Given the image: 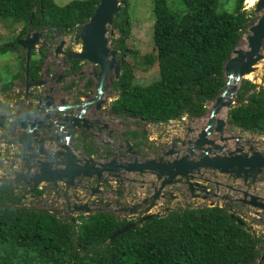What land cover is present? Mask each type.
<instances>
[{"label": "trees", "instance_id": "trees-1", "mask_svg": "<svg viewBox=\"0 0 264 264\" xmlns=\"http://www.w3.org/2000/svg\"><path fill=\"white\" fill-rule=\"evenodd\" d=\"M245 1L236 0L229 12L220 8L221 0H153L154 53L146 61L157 65L159 77L143 85L136 81L134 63L127 60L138 52L128 46L131 3L122 0L114 20L119 36L113 42L121 51L123 69L120 79L113 80L117 98L111 113L153 125L204 115L207 102L226 85V61L255 21ZM35 2L33 29L70 34L93 16L99 0H74L63 6L55 0H0V18L25 24L19 37L0 44V53L22 55L23 82L25 53L18 40L27 33ZM48 51L47 46L39 48L42 59L31 61L29 80L41 77ZM68 64L64 74L81 69L79 61ZM228 115L230 125L264 135V88L257 90L256 84L243 80ZM124 133L133 145L144 143L138 140L145 131ZM24 206L12 185L0 184V264H258L261 258L259 237L237 222V213L219 204L173 208L143 224L139 216L97 212L67 217ZM134 223V228L110 240L120 228Z\"/></svg>", "mask_w": 264, "mask_h": 264}, {"label": "water", "instance_id": "water-1", "mask_svg": "<svg viewBox=\"0 0 264 264\" xmlns=\"http://www.w3.org/2000/svg\"><path fill=\"white\" fill-rule=\"evenodd\" d=\"M36 3L26 36L18 40L26 53L23 109L0 114V121H5L0 132H12L6 143L20 151L23 164L22 169L14 174L0 176V184L12 185L16 191L22 189L24 200L33 198L34 190L41 185L53 187L58 199L61 198L58 191L62 189L63 202L67 203L65 210L73 216H89L97 212H113L120 217L141 215L139 224H143L163 214L155 211L165 209L166 201L180 203L186 197L191 201L207 202L210 207L229 204L230 208L239 209L241 217L237 222L242 226H246L242 219L252 216L264 218V148L258 147V142L248 136L226 134L227 122L217 118L222 108L230 110L234 106L243 80H248L247 75L256 73L258 65L264 61V0H257L253 6L258 17L249 25L248 34L244 36L246 49L240 48V40L224 65L226 85L213 100L205 127L200 130L191 126L182 127L180 132L170 137V146L164 145L165 150L155 156L140 158L133 145L126 141L120 146L118 154L108 159L87 155L83 148L77 149L73 143L78 130L89 131L93 124L100 123L98 119L90 121L86 115L93 107L97 111L102 109L106 102L104 96L113 79L121 77V51L114 47L113 39L117 37L114 20L123 2L99 0L93 16L76 26L74 41L81 46L80 51L66 50L65 33L60 34L61 38L54 47L56 58L63 55L67 63L79 61L98 66V72L94 74V96L77 103H69L62 98L60 105H56L49 94L41 97L39 91L33 104L29 99L31 89L45 85L43 73L36 81L27 78L32 51L48 45L50 39L45 37L48 34L46 29L32 28ZM64 76L58 74L56 81H61ZM51 78L53 80L55 76ZM12 107L15 108L16 103ZM215 134L217 138H214ZM254 135L263 140L264 135ZM122 150L131 156L129 160L120 156ZM14 168L10 166L11 170ZM104 181L114 186L112 197L105 191ZM122 183L137 186L138 196L129 190L122 196L116 194ZM75 186L77 191L89 192L85 200H80L77 193L68 194ZM93 198L96 200L92 201ZM103 202L110 204L103 205ZM24 207L35 209L29 205ZM47 210L56 216L65 211L58 205L48 206ZM135 226L136 223L120 228L110 240Z\"/></svg>", "mask_w": 264, "mask_h": 264}, {"label": "rangeland", "instance_id": "rangeland-1", "mask_svg": "<svg viewBox=\"0 0 264 264\" xmlns=\"http://www.w3.org/2000/svg\"><path fill=\"white\" fill-rule=\"evenodd\" d=\"M74 0H55V2L58 5H66ZM236 0H221L220 8L225 7L229 12L233 11L235 6ZM130 16H131V24H132V35L131 38L128 41V46L138 52V55L135 58L128 57L127 60L133 64L135 67V74H136V81L143 85H149L150 83L154 82L158 79L159 73H158V67L156 64H149L146 61V57L154 53V39H153V32H154V14H153V0H130ZM244 7L247 11L253 12L255 19L258 17L254 13L253 6H249V4L244 2ZM223 10V9H220ZM12 21L11 19L4 20L0 18V44L5 43L7 41H11L13 39H16V37H19L21 35V30L24 28V22H16ZM117 31V30H116ZM54 33V32H53ZM248 34V30L244 31L242 33V42H246L244 36ZM55 38H58L56 40L53 39V42L49 44L50 50L48 51L47 55L44 59V68H43V80L45 81V85L40 88H34L29 91L35 93L36 91L45 92V94H49L52 98L55 99L56 105H60L61 99H66L69 103H77L80 101H85L88 98H92L95 94V85L96 80L94 78V74L98 72V66L89 64L87 62H80L81 69L83 73L80 74L79 72L75 74H65V77H63L62 81L59 83L50 81L51 76L54 75L55 79H57L58 74H64V72L69 69V65L66 62L63 55H60L59 58H56L53 53L54 45L59 42V39L61 38V35L55 34ZM74 33L70 34H64L63 38L67 40V45L65 47L66 50L73 49L74 51H80L81 46L76 45L74 41ZM117 36H119V32L117 31ZM241 45V44H240ZM32 60H34V57L36 54H33ZM35 58L42 59V56L39 55ZM23 61H22V55L18 52L10 51L7 53H0V88L3 87L6 89L5 92H0V109H4V111H10L11 106H5L2 102L10 99V92H8V89L14 86V89L11 90L12 94L14 95V102L16 103V100L19 102H22L24 98L25 93V83L21 79V75L23 72ZM26 65V62H25ZM30 66V65H29ZM257 67V66H256ZM247 78V76H246ZM251 82H254L260 86L264 87V61H262L258 67L257 72L251 74L250 78H247ZM74 83V84H73ZM73 84V86H71ZM70 86V87H69ZM47 90V91H46ZM117 93L113 91L112 86L108 89L106 92L104 99L106 100L105 104L103 105L102 109L100 111L95 110L93 107L92 110H89L86 118L90 121H93L96 119V117H99V120L102 124L94 125L93 128L87 132V130L81 129L78 130L75 134L74 143L73 145L77 148H81V142L80 138L83 134H89L93 135L91 138H89V141L92 142L97 150H101V152L98 155H93L99 159L104 158H111L115 154H112L115 150H120V145L125 143V140H129L133 142V139L131 137L125 136L124 132L129 130H139L146 132L145 137H139V140H143L144 144H148L149 151H153L154 149H157V147L160 146H170L169 139L170 137H174L176 133L180 132V129L182 127L191 126L192 128L196 130L203 129L205 127V124L207 123L208 119V110L211 109V106L213 105L214 101H209L206 104L207 111L204 115L200 117H188L185 116L181 120H175L171 121L168 124H160V125H151L148 123L136 121L135 119H128V118H122L114 116L111 113V104L112 102L117 98ZM30 99V97H29ZM21 100V101H20ZM31 101V100H30ZM237 101V99H236ZM12 103V104H13ZM33 104V102H30ZM8 104V103H7ZM10 105V104H9ZM236 103L234 104V106ZM0 110V111H1ZM98 116H97V115ZM221 115V114H220ZM220 118L225 119L227 122V126L225 128L226 134H241L248 136L249 138L255 140L257 143V146L260 148H264V137L263 140H261V137L255 136L251 133L242 132L240 129L235 128L228 124V116H222ZM107 125L106 129H101V126ZM91 133V134H90ZM218 135H214V138H217ZM138 140V141H139ZM229 144H234L233 142H230ZM147 147V146H145ZM54 148H57V146L54 145ZM143 150L142 148H140ZM136 150V149H135ZM156 154H149L148 156H155ZM123 157V159L129 160L131 156L129 154H123L120 155ZM140 158H144L145 156H139ZM147 157V156H146ZM6 159V158H5ZM4 160L2 157H0V169H3V175H8L9 171H4ZM6 163V162H5ZM2 176V175H1ZM106 184V183H105ZM44 186V185H43ZM123 188L120 190L118 189L119 193H124L126 190H129L130 192L135 193V196H138V187L134 185H126L124 183L121 184ZM106 190H108L109 195H114V187L111 188V186L107 185L104 186ZM46 194L49 193L50 188L45 187L44 190ZM17 194H21V191H16ZM143 193V192H142ZM141 193V194H142ZM106 195V194H103ZM181 195V194H180ZM85 197H83L84 199ZM55 202L52 199V203ZM51 204H48V199L43 197H39L36 199H27L24 201V204L30 205V206H36L40 209L48 208V206H52ZM109 203V202H108ZM220 203V202H219ZM104 205H107V202L103 203ZM209 205L207 202H201V201H191L190 199H187L186 197H183L181 199L180 203L178 202H167L165 203V209L159 208L156 209L155 212H164L167 210H171V208H179V207H186V206H193L192 208H196L198 206H204ZM221 205V204H220ZM196 206V207H195ZM228 206V207H227ZM227 209L232 213H237L239 215L241 212L239 209H232L230 208L229 204H226ZM202 208V207H198ZM109 213V212H107ZM112 214L118 215L116 213L110 212ZM69 213H63L61 216H67ZM240 216V215H239ZM241 217V216H240ZM246 226L249 230L252 231V233L259 237L260 239V247L263 248V242H264V220L261 218H258L257 216L248 217L247 219H244Z\"/></svg>", "mask_w": 264, "mask_h": 264}, {"label": "flooded vegetation", "instance_id": "flooded-vegetation-1", "mask_svg": "<svg viewBox=\"0 0 264 264\" xmlns=\"http://www.w3.org/2000/svg\"><path fill=\"white\" fill-rule=\"evenodd\" d=\"M47 37H49V38H53L52 36L54 35V33H52L51 31H49V33L48 34H45ZM45 36V37H46ZM49 42H51L50 40H49ZM49 49H50V47H49ZM41 53L40 52H38V55H40ZM69 65V64H68ZM70 68V67H69ZM28 78V77H27ZM55 80L56 79H53L52 80V78L50 79V81H52V82H55ZM57 80H58V78H57ZM62 81V80H61ZM61 81H59V82H61ZM59 82H56V83H59ZM25 83V82H24ZM14 89V86H12L11 88H9L8 89V92H10V99L9 100H6V101H4V102H2L3 104H4V106H5V109H6V106H11L12 107V103L14 102V100H15V98H14V95L12 94V91L11 90H13ZM6 91V89L5 88H0V92L2 93V92H5ZM47 91V90H46ZM36 92H38V91H36ZM36 92L35 93H33V92H30V94H29V97H30V100H31V102H34L37 98H36ZM40 93H41V97L42 96H44V95H46L45 94V92H41V91H39ZM21 101V100H20ZM8 103V104H7ZM0 104H1V102H0ZM10 104V105H9ZM21 104H22V102H19V101H17L16 100V107L15 108H13L12 107V109L13 110H11V111H4V109H0L1 111H0V114H5V113H9V112H15V111H17V110H20V109H23L22 107H21ZM95 108V107H94ZM96 110V109H95ZM99 117L100 116H98V117H96V119L95 120H99ZM94 121V120H93ZM99 124H102L101 123V121L99 120ZM3 123H5V121H0V127L2 126V124ZM94 125H97V124H93L92 125V127L94 126ZM106 127H107V125H105ZM101 127H103V126H101ZM11 131H12V129H11ZM10 134H12V132H10V131H6V130H4V131H2V132H0V135H2V143L0 144V150H1V156L0 157H2L3 158V160L6 162H4V164L6 165V166H4V171H9V173H8V176L9 175H12V174H14L15 172H17L18 170H21L22 169V167H21V165L23 164L22 163V160H21V157H20V151L17 149V148H15V147H11V146H9V145H7V143H6V141H8V137H9V135ZM125 134V133H124ZM91 136H93V135H89V134H83L82 136H81V138H80V142H81V148H83V151L87 154V155H98L100 152H101V150L99 151V150H97V148L95 147V145L92 143V142H90L89 141V138H91ZM125 141H129V140H126V139H124ZM140 141V140H139ZM143 141V140H142ZM131 142V141H130ZM144 142V141H143ZM132 143V142H131ZM57 145V144H56ZM55 145V146H56ZM122 145H124V144H122ZM121 146V145H120ZM145 146H147V147H145ZM148 144H140V145H138V146H135V145H133V149L135 150V151H137V153H138V155L139 156H148L149 154H157V153H159V152H161V151H164L165 149H164V146L162 145V146H160V147H157V149H154L153 151H149V149H148ZM140 148H142L143 150H141ZM123 151L124 150H122V152H121V154L120 155H123V154H125V153H123ZM90 152H92L93 154H89ZM118 154V150L116 151H114L112 154ZM115 154V155H116ZM6 158V159H5ZM108 158V157H107ZM14 166L15 168H14V170H11L10 169V166ZM1 170H3V169H1ZM106 182H103V184H104V186H106V184L107 185H109V186H111L110 185V183L109 182H107L106 184H105ZM50 188V191H49V193L48 194H46V193H44L45 191V187H43V188H41L39 191H42L43 192V194H36V198H39V197H43V199H45V198H47L48 199V204H51L52 203V199L55 201V202H53L52 203V205L54 204H56V205H58V206H60L62 209H66V205H67V203H64L63 201V190L62 189H59V193H60V199H58L57 198V196L54 194V188H52V187H49ZM111 188H113V187H111ZM121 188H123L122 186H119V190L121 189ZM22 190V189H21ZM114 191V190H113ZM117 192L118 193H116V194H120L119 193V191L117 190ZM72 193H81L82 195H86L87 196V192H85L86 194H84V192H81V191H77V186H75L74 187V189L72 190V191H69L68 192V194H72ZM118 195H117V197H118ZM119 198V197H118ZM35 199V198H34ZM73 199V197H71V200ZM167 202H169V201H166V203ZM110 203H107V205H109ZM63 213H68L66 210L63 212ZM69 215H70V213H69ZM141 216V215H140ZM258 218H261L262 220H264V218H262V217H258ZM259 249H261V258L259 259V261H258V264H264V242H263V248H261L260 247V244H259Z\"/></svg>", "mask_w": 264, "mask_h": 264}, {"label": "clouds", "instance_id": "clouds-1", "mask_svg": "<svg viewBox=\"0 0 264 264\" xmlns=\"http://www.w3.org/2000/svg\"><path fill=\"white\" fill-rule=\"evenodd\" d=\"M245 2H246V1H245ZM33 30H35V29H33ZM39 30H42V29H39ZM46 30H47V29H46ZM247 30H248V29H247ZM47 31H48V33H49V30H47ZM59 35H60V34H59ZM25 36H26V35H25ZM45 36H46V35H45ZM54 36H56V35H53L52 37L55 38ZM46 37H47V36H46ZM23 38H24V37H23ZM48 38H49V37H48ZM241 38H242V36H241ZM21 39H22V38H21ZM49 40H50L51 42L48 41V45H46L47 48H48V50H50V49H49V47H50L49 44L53 42V39L50 38ZM240 40H241V39H240ZM240 40H239V42H240ZM242 41H243V40H242ZM242 41H241V42H242ZM239 42H238V43H239ZM57 44H58V43H57ZM237 45H238V44H237ZM43 46H44V45H43ZM55 46H56V44L54 45V47H55ZM40 47H41V46H40ZM40 47H39V48H40ZM34 51H35V52H34ZM34 51H32V57L34 56V55H33L34 53L36 54V56L39 57V55H38L39 49L34 50ZM23 52L25 53L24 50H23ZM53 53H54V48H53ZM36 56H35V57H36ZM32 57H31V60H32ZM35 57H34V58H35ZM25 62H26V53H25ZM30 63H31V62H30ZM68 63H69V62H68ZM69 67H70V66H69ZM80 72H81V71H80ZM42 73H43V72H42ZM64 75H65V74H64ZM64 77H65V76H64ZM57 78H58V75H57ZM56 80H57V79H56ZM56 80H55V81H56ZM113 80H114V79H113ZM56 82H57V81H56ZM253 83H254V82H253ZM254 84H256V83H254ZM256 85H257V90H259L261 87H263V86H260V85H258V84H256ZM112 86H113V82H112ZM263 88H264V87H263ZM136 121H138V120H136ZM144 123H146V122H144ZM148 124H149V123H148ZM151 125H153V124H151ZM159 125H160V124H159ZM92 128H93V127H92ZM84 130H85V129H84ZM144 131H145V130H144ZM87 132H89V131H87ZM90 134H91V133H90ZM125 142H126V141H125ZM129 142H130V141H129ZM130 143H131V142H130ZM168 143H170V142H168ZM131 144H132V143H131ZM124 145H125V143H124ZM132 145H133V144H132ZM108 158H109V157H108ZM108 158H104V159H108ZM1 175H2V176H5V175H3V170L0 169V176H1ZM6 176H8V175H6ZM9 176H10V175H9ZM104 182L107 183L108 181H104ZM110 185H111V184H110ZM103 186H104V184H103ZM43 187H49V186H45V185H44V186H43V185L39 186L38 188H36V189L34 190V193H33L34 197H33V198L28 197V199H30V200H31V199H34V198L36 199L37 196H36V192H35V191H39V190H40L41 188H43ZM111 187H114V186L111 185ZM52 188H53V187H52ZM118 189H119V188H118ZM15 191H16V190H15ZM20 191H21V194H20V196H21V195H22V190L20 189ZM105 191L108 192V190H106V189H105ZM54 194H55V189H54ZM77 194H79L80 200H85V199L87 198L89 192H87V196H86V195H82L81 193H77ZM84 194H86V193H84ZM55 195H56V194H55ZM110 196L112 197V195H110ZM120 196H122V193L120 194ZM83 197H85V198L83 199ZM113 197H114V196H113ZM72 200H74V198H73ZM94 200H96V198H93V199H92V201H94ZM23 201H25V200L23 199ZM103 203H105V202H103ZM103 203H102V204H103ZM107 203H108V202H107ZM165 203H166V202H165ZM165 203H164V204H165ZM24 205H27V204H24ZM55 205H56V204H55ZM103 205H104V204H103ZM29 206H30V205H29ZM52 206H54V204H53ZM33 207L37 208L36 206H33ZM38 208H39V207H38ZM45 209H47V208H45ZM171 209H172V208H171ZM66 211H67V210H66ZM67 212H68V211H67ZM165 212H166V211H164L163 213H165ZM61 214H63V213H61ZM61 214H59V216H61ZM68 215H69V214H68ZM69 216H73V215H69ZM117 216H119V215H117ZM136 217H138V216H136ZM139 217L142 218V216H139ZM128 218H130V217H128ZM243 220H244V219H243Z\"/></svg>", "mask_w": 264, "mask_h": 264}, {"label": "bare ground", "instance_id": "bare-ground-1", "mask_svg": "<svg viewBox=\"0 0 264 264\" xmlns=\"http://www.w3.org/2000/svg\"><path fill=\"white\" fill-rule=\"evenodd\" d=\"M247 1V3L249 4V6H254V4H255V2L257 1V0H246ZM246 42H241V45H240V48H242V49H246ZM251 77V74H249V75H247V78H250ZM89 99V98H88ZM87 99V100H88ZM86 101V100H85ZM90 110H92V108L90 109ZM228 112H229V110H228V108H222L221 109V111L219 112V114L217 115V118H220V117H222V116H227L228 115ZM221 114V115H220ZM97 115V114H96ZM99 115V114H98ZM97 115V116H98Z\"/></svg>", "mask_w": 264, "mask_h": 264}]
</instances>
